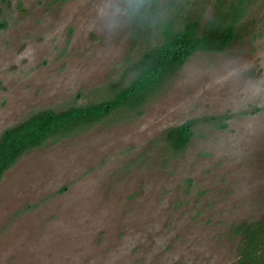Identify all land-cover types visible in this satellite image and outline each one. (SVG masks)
Returning a JSON list of instances; mask_svg holds the SVG:
<instances>
[{
  "label": "rangeland",
  "instance_id": "rangeland-1",
  "mask_svg": "<svg viewBox=\"0 0 264 264\" xmlns=\"http://www.w3.org/2000/svg\"><path fill=\"white\" fill-rule=\"evenodd\" d=\"M194 1L205 30L218 0H0V138L40 112L110 104ZM226 5L239 41L4 173L0 264L237 263L236 229L264 219V0ZM186 125L175 152L167 134Z\"/></svg>",
  "mask_w": 264,
  "mask_h": 264
},
{
  "label": "trees",
  "instance_id": "trees-1",
  "mask_svg": "<svg viewBox=\"0 0 264 264\" xmlns=\"http://www.w3.org/2000/svg\"><path fill=\"white\" fill-rule=\"evenodd\" d=\"M226 4L227 0H218L217 11L203 30L204 4L191 2L182 28H166L163 44L146 53L135 65L138 73L130 88L117 93L110 104L40 112L7 130L0 138V179L26 152L50 138L96 124L111 111L139 107L196 52L220 53L239 41L246 29L241 24V10L232 5L228 10ZM191 137V128L186 125L169 131L167 142L175 152H182ZM236 232L241 239L236 264H264V219L244 223Z\"/></svg>",
  "mask_w": 264,
  "mask_h": 264
}]
</instances>
